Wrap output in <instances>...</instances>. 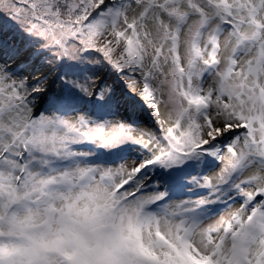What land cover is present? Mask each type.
<instances>
[{
    "label": "snow or ice",
    "instance_id": "obj_1",
    "mask_svg": "<svg viewBox=\"0 0 264 264\" xmlns=\"http://www.w3.org/2000/svg\"><path fill=\"white\" fill-rule=\"evenodd\" d=\"M0 264H264V0H0Z\"/></svg>",
    "mask_w": 264,
    "mask_h": 264
}]
</instances>
